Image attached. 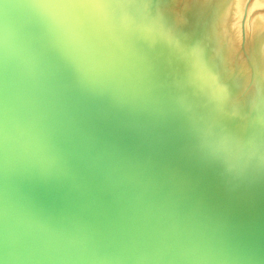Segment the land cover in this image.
Masks as SVG:
<instances>
[{"label": "bare ground", "instance_id": "bare-ground-1", "mask_svg": "<svg viewBox=\"0 0 264 264\" xmlns=\"http://www.w3.org/2000/svg\"><path fill=\"white\" fill-rule=\"evenodd\" d=\"M256 1L240 17L237 0H54L52 19L47 0H23L31 30L45 34L42 66L52 65L50 79L75 104L69 119L83 121L91 145L133 184L107 172L117 191L106 198L153 218L154 241L142 245L192 263L264 264L252 256L264 254V19L252 16ZM18 39L22 56L34 58L37 46ZM13 42L1 40L12 61ZM25 68L7 79L21 99L40 101L25 99L27 79L40 80ZM21 107L18 119H33ZM40 124L37 145L56 154Z\"/></svg>", "mask_w": 264, "mask_h": 264}, {"label": "water", "instance_id": "water-1", "mask_svg": "<svg viewBox=\"0 0 264 264\" xmlns=\"http://www.w3.org/2000/svg\"><path fill=\"white\" fill-rule=\"evenodd\" d=\"M47 2V14L54 19L59 6L54 0ZM29 15L23 0H0V264H208L202 259L192 263L156 243L142 245L144 239L154 241L149 226L153 218L131 213L139 209L133 203L136 209L130 212L106 198L117 191L106 185V180H112L107 172L127 182L125 175L91 145L83 121L69 119L75 104L65 99L68 91L61 82L50 79L52 65L42 66L46 50L40 43L45 34L31 30ZM50 26L58 30L63 25L51 20ZM21 37L37 46L36 57L22 56ZM3 38L16 39L9 44L16 60L2 47ZM13 67H28L31 75L33 70L39 73L35 84L27 79L30 95L25 99L40 96V101L27 103L20 93H14L13 79H7L14 73ZM101 101L98 96L97 103ZM18 102L33 119H18ZM41 122V140L56 145V154L37 145L35 126ZM59 157L68 161L67 166L58 164ZM127 183L133 186L131 181ZM220 249L215 248L214 253ZM252 256L264 260V254Z\"/></svg>", "mask_w": 264, "mask_h": 264}, {"label": "rangeland", "instance_id": "rangeland-1", "mask_svg": "<svg viewBox=\"0 0 264 264\" xmlns=\"http://www.w3.org/2000/svg\"><path fill=\"white\" fill-rule=\"evenodd\" d=\"M235 2V1H234ZM230 4V2L228 3V5ZM253 4V0H237V4H235V8L236 9L234 10V15L238 14V16L242 17V13H245V11H248L251 7V5ZM254 15H252L254 18L256 17H260V18H263L264 19V0H258L256 1L255 3V6H254ZM208 13L206 12V15ZM217 95L218 92L215 90V91H211L209 92V95ZM245 128H243L244 130ZM264 129V128H262Z\"/></svg>", "mask_w": 264, "mask_h": 264}]
</instances>
